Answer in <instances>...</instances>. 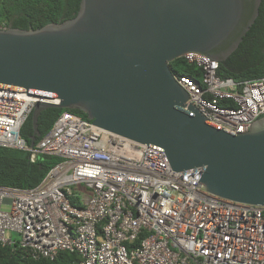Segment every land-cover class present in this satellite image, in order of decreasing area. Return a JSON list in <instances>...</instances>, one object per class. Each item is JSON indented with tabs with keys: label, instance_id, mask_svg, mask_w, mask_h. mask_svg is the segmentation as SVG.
Wrapping results in <instances>:
<instances>
[{
	"label": "built area",
	"instance_id": "obj_1",
	"mask_svg": "<svg viewBox=\"0 0 264 264\" xmlns=\"http://www.w3.org/2000/svg\"><path fill=\"white\" fill-rule=\"evenodd\" d=\"M182 58L202 73L174 75L185 111L235 136L264 117V78H221L211 57ZM42 100L0 88V147L60 159L34 189L0 186V245L37 260L76 253L77 264H264V205L211 194L202 168L176 172L163 151L70 112L31 147L20 131Z\"/></svg>",
	"mask_w": 264,
	"mask_h": 264
},
{
	"label": "water",
	"instance_id": "obj_2",
	"mask_svg": "<svg viewBox=\"0 0 264 264\" xmlns=\"http://www.w3.org/2000/svg\"><path fill=\"white\" fill-rule=\"evenodd\" d=\"M262 0H81L70 20L0 29V88L40 95L32 111L79 110L97 127L163 151L172 169L202 168L221 198L264 205V117L241 135L211 125L170 63L188 53L226 61Z\"/></svg>",
	"mask_w": 264,
	"mask_h": 264
},
{
	"label": "trees",
	"instance_id": "obj_3",
	"mask_svg": "<svg viewBox=\"0 0 264 264\" xmlns=\"http://www.w3.org/2000/svg\"><path fill=\"white\" fill-rule=\"evenodd\" d=\"M80 3L81 0H0V29L37 30L49 24L62 23L78 14ZM169 65L176 76L201 78L200 69L182 57ZM218 75L238 82L264 78V0L261 1L255 24L238 49L226 61L219 62ZM64 112L88 120L86 114L79 110L49 108L39 116L38 130L41 136L37 142L51 130ZM20 134L31 145L34 134L32 113L23 124ZM59 162L60 159L53 156H42L32 162L28 152L0 147V186L34 189ZM79 261L78 254L70 252H61L53 261L37 260L17 246L0 245V264H77Z\"/></svg>",
	"mask_w": 264,
	"mask_h": 264
}]
</instances>
